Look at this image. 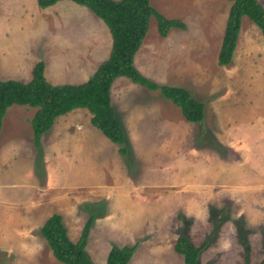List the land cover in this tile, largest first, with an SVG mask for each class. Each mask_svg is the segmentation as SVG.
<instances>
[{
	"label": "rangeland",
	"instance_id": "rangeland-1",
	"mask_svg": "<svg viewBox=\"0 0 264 264\" xmlns=\"http://www.w3.org/2000/svg\"><path fill=\"white\" fill-rule=\"evenodd\" d=\"M149 1L186 28L171 29L162 38L151 18L134 64L159 86L186 89L203 104L202 121H186L159 91L118 77L111 104L124 132L126 155L90 124L87 110L73 109L53 125L72 118L68 136L60 129L45 133L56 137L51 167L58 177L69 173L72 188L45 191L50 175L27 120L36 110L9 107L0 137V143L10 141V150L0 151V264H62L38 232L52 214L61 216L72 242L94 214L85 248L93 264H106L113 245L136 246L128 264H184L173 250L180 233L202 247L199 264H257L264 257V38L243 17L232 60L219 66L227 0ZM259 2L264 7V0ZM61 6L82 20L56 18ZM96 29L107 35V57L108 29L89 9L68 1L42 9L37 0H0V80H28L34 64L42 61L47 81L81 83L103 48L89 43L77 54L70 45L67 59L57 56L53 63L49 47L65 40L82 43L87 36L96 43ZM81 54L75 59L82 72H71V60L64 69L68 57ZM76 177L85 181L75 184ZM35 178L36 192H10L32 185Z\"/></svg>",
	"mask_w": 264,
	"mask_h": 264
},
{
	"label": "trees",
	"instance_id": "trees-1",
	"mask_svg": "<svg viewBox=\"0 0 264 264\" xmlns=\"http://www.w3.org/2000/svg\"><path fill=\"white\" fill-rule=\"evenodd\" d=\"M63 0H37L39 8H47ZM86 7L107 27L111 36V51L106 60L98 65L94 73L80 84H50L44 76V64H34L31 79L0 80V130L7 109L13 105L35 108L29 123L35 146L39 147L40 137L53 125L55 119L73 109H86L91 124L110 142L121 146L120 155H126L125 136L111 105L110 89L114 80L125 77L149 91H159L165 99L179 108L183 118L191 123L201 122L204 115L203 104L191 97L182 87L159 86L141 74L134 65V57L140 49L153 18L158 35L166 37L171 29L184 30L185 24L176 18H166L154 9L149 0H68ZM230 3L217 54L219 66L228 65L233 57L241 20L248 18L264 38V7L259 0H227ZM95 216L90 213L80 236L72 242L61 216L52 214L38 232L46 241L53 257L62 264H93L85 248ZM136 246L113 245L107 254L106 264H128ZM202 247H195L187 234L180 233L173 250L179 254L184 264H199ZM264 264V257L257 263Z\"/></svg>",
	"mask_w": 264,
	"mask_h": 264
},
{
	"label": "crops",
	"instance_id": "crops-1",
	"mask_svg": "<svg viewBox=\"0 0 264 264\" xmlns=\"http://www.w3.org/2000/svg\"><path fill=\"white\" fill-rule=\"evenodd\" d=\"M63 1H68V0H63ZM59 2H61V1H59ZM68 2H71V1H68ZM58 3V2H57ZM71 3H73V2H71ZM73 4H75V3H73ZM77 5V4H76ZM65 6V5H64ZM80 6V5H79ZM51 7V6H50ZM54 7H58V6H54ZM53 7V8H54ZM83 7V6H82ZM48 8V7H47ZM84 8H86V7H84ZM60 9V8H59ZM57 10V9H56ZM58 13V12H57ZM59 13H60V10H59ZM61 15L59 16V15H57L56 16V18H60V17H62V16H67V15H69V17H71V16H73L75 19H76V23L78 24V22L79 21H81L82 19L80 18V16H76L75 15V13L74 12H72V11H64L63 10V7L61 6ZM70 13H72V15L70 14ZM93 14V13H92ZM95 16V15H94ZM96 17V16H95ZM97 18V17H96ZM101 21V20H100ZM84 22V21H83ZM88 22V21H87ZM102 22V21H101ZM76 24V25H77ZM84 24H85V22H84ZM87 26V25H86ZM85 26V27H86ZM107 28V27H106ZM98 30L99 29H96V30H94L95 32H98ZM101 30V32H98V34H99V37L100 38H98V42H96V43H94L93 41H92V39L90 38H88V36L86 37V39H84L83 40V42L81 43L80 41H79V43H76V44H74V43H70V42H67V40H65V43H58V41H57V43H56V45L54 46V45H51L52 47H49V53L52 55V59H53V63H56V58H57V56L59 57V56H62L63 58H64V56H65V54L67 53V51L69 50V49H71V47H70V45H72V46H74V47H72V51L73 52H77V54H79L80 52H82V48H85L86 50H87V48L89 47V43L90 44H97V45H99L100 46V49L101 48H103V50L102 51H98L97 53H96V57H97V59H94L93 60V62H95V60H97L98 61V63H97V65H95V67L91 70V71H89V72H91L90 73V76L94 73V71L96 70V68H97V66L100 64V63H102L104 60H106L107 58H108V56L106 57L105 56V52L107 53V50H108V39H107V35H106V33L102 30V29H100ZM69 33H71V32H69ZM108 33H109V31H108ZM56 36H58V34H55ZM86 35V34H85ZM85 35H83V38H84V36ZM109 35H110V33H109ZM103 37V42H104V45H102V44H100V41H101V38ZM110 40H111V36H110ZM69 43V44H68ZM106 43V44H105ZM111 44H112V42H111ZM66 46H68L67 47V49L65 50V49H61V50H59V48L60 47H63V48H65ZM55 51L56 52H58V54L57 55H53L54 53H55ZM110 51H111V46H110V49H109V53L108 54H110ZM53 53V54H52ZM93 53H95V50H94V52ZM68 54V53H67ZM80 56V57H79ZM75 58H77L78 60H80L81 58H82V54L81 55H78L77 57H68V61L67 62H65L66 63V65H64V69H66L67 68V65H68V67H71V65H69L68 64V62H69V60H71L72 61V65L74 66L73 68H72V71L71 72H74L75 71V69L76 70H78V72H82L81 70H80V62H77L76 61V59ZM135 58V57H134ZM64 59H67V57H65ZM51 62H52V60H51ZM44 64V63H43ZM135 65V64H134ZM45 66L46 65H44V69H45ZM136 67V66H135ZM2 68V67H1ZM88 72V71H87ZM89 72L88 73H85L84 71H83V75L85 74L86 76L89 74ZM21 75V74H20ZM45 76V75H44ZM89 76V77H90ZM9 77V76H8ZM88 77V78H89ZM10 79H12L11 77H9ZM9 78H4L3 80H9ZM17 78V77H16ZM88 78H86L84 81H82L81 83H83V82H85ZM125 78V77H124ZM31 79V78H30ZM30 79H28V80H25V81H22V80H18V79H13V80H18V81H21V82H27V81H29ZM46 79V78H45ZM2 80V79H1ZM47 80V79H46ZM82 80V79H81ZM115 81V80H114ZM50 84H52V85H60V84H69L68 82L66 83V82H63V83H57L56 81H48ZM114 83V82H113ZM122 83V82H121ZM71 84H73V83H71ZM76 84H80V82L79 83H76ZM113 85V84H112ZM127 85H129V84H127ZM112 87V86H111ZM110 97H111V89H110ZM121 102H122V100H121ZM112 105V104H111ZM19 106V105H18ZM23 107H25V106H23ZM113 108H115L114 107V104H113V106H112ZM77 109H82V108H77ZM86 110V109H85ZM115 110V109H114ZM115 113H116V110H115ZM90 114V113H89ZM80 115H83V112H79V116ZM90 117H91V115H90ZM90 117H89V121H90ZM58 118V117H57ZM30 119L31 118H29V119H27V120H29L30 121ZM55 121H56V119H55ZM54 121V123H53V125L56 123ZM70 122H73L72 121V118H70L69 120L68 119H66L65 120V122L64 123H62V121L60 122V124H56V126H53L52 125V127L47 131V132H45L46 134L48 133H53V129H60L59 131L60 132H65L66 133V136H68V134L69 133H71L72 132V128L71 127H69V125H68V123H70ZM3 124V123H2ZM90 124H91V122H90ZM92 125V124H91ZM18 131H19V133L21 132V133H23V131H25L24 129H21V127H20V125L18 126ZM30 128H31V126H30ZM96 128V127H95ZM2 129H3V127H1V130H0V137H1V135H2ZM59 131H57L56 133H58ZM45 133H43L42 135H41V137H40V140H39V143H40V146L39 147H37V146H35V144H34V140H32V143H33V145H34V147L36 148V149H42V154H43V156H44V165H43V168L45 167L46 168V171H47V173H48V175H50V176H48L49 177V179H50V182H46V185H45V191H49V190H63V189H68V188H72V187H68L67 186V183H68V181H69V179H70V174L69 173H67L66 171L64 172V173H61V175L60 176H62V177H58L57 176V174L53 171V169H52V167H51V165L54 167V161L53 160H51L50 158H49V156H51L52 154H51V152H50V148H51V146H52V144H53V140H55V138L56 137H54L55 135H53V136H47ZM46 135V136H45ZM0 140H1V138H0ZM20 140H21V138H20ZM7 141V138H2V143H0V151L1 152H3L4 150H10L9 148H6V144H9L10 143V141H8V142H6ZM1 142V141H0ZM34 156H35V152H34V150H33V159H34ZM39 157H40V152H39ZM72 178V177H71ZM77 178V177H76ZM38 178H35L34 179V182H33V184L32 185H26V186H24V185H21V187L19 188H16V187H13L11 190H10V192H36V185H35V183H36V180H37ZM85 180H79V178H77V180H76V183L75 184H81L82 182H84ZM83 187H86V186H83ZM22 190H26V191H22ZM39 190H37V192H38Z\"/></svg>",
	"mask_w": 264,
	"mask_h": 264
}]
</instances>
